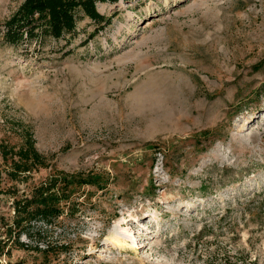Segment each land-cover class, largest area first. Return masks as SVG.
Masks as SVG:
<instances>
[{
	"label": "rangeland",
	"instance_id": "rangeland-1",
	"mask_svg": "<svg viewBox=\"0 0 264 264\" xmlns=\"http://www.w3.org/2000/svg\"><path fill=\"white\" fill-rule=\"evenodd\" d=\"M23 1L0 0V141L32 134L48 167L0 191L70 186L63 251L0 264H264V0L97 3L108 24L12 46Z\"/></svg>",
	"mask_w": 264,
	"mask_h": 264
},
{
	"label": "trees",
	"instance_id": "trees-1",
	"mask_svg": "<svg viewBox=\"0 0 264 264\" xmlns=\"http://www.w3.org/2000/svg\"><path fill=\"white\" fill-rule=\"evenodd\" d=\"M116 1L24 0L4 22L3 39L5 43L17 46L27 39H59L74 34L80 12L96 23L108 24L110 19L98 13L96 4ZM47 167L46 160L35 147L32 134L24 132L18 146L0 141V184L5 180L28 183L33 173ZM69 186L70 182L54 176L45 178L29 193L19 197L15 186L0 191V194H10L13 211L10 220L0 216V257L10 254L11 250H21L41 254L47 260L63 251L64 245L53 240L52 230L62 215Z\"/></svg>",
	"mask_w": 264,
	"mask_h": 264
},
{
	"label": "bare ground",
	"instance_id": "bare-ground-1",
	"mask_svg": "<svg viewBox=\"0 0 264 264\" xmlns=\"http://www.w3.org/2000/svg\"><path fill=\"white\" fill-rule=\"evenodd\" d=\"M110 241L112 243H115L117 247L122 248V249L126 246L124 242L118 240L116 237L110 238Z\"/></svg>",
	"mask_w": 264,
	"mask_h": 264
}]
</instances>
